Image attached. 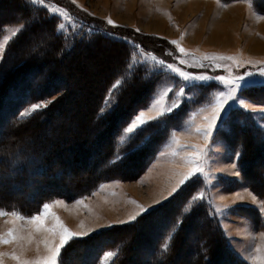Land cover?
<instances>
[{
    "label": "rangeland",
    "instance_id": "1",
    "mask_svg": "<svg viewBox=\"0 0 264 264\" xmlns=\"http://www.w3.org/2000/svg\"><path fill=\"white\" fill-rule=\"evenodd\" d=\"M2 1H0V20H5L6 25L3 29V35L0 37V42L3 41L5 36L9 35V28L24 25L23 22L19 24H15L14 21L11 22L13 20L12 16L17 14L16 10L20 9V5L23 2L30 3L35 7L37 6L39 10L53 15L51 20L53 24L57 26L56 29L58 32H60L58 30L60 23L66 25L63 32L60 33L70 35V39L67 41V47L70 46V40L74 41L72 38L76 37L81 39L80 37L82 35L85 36L86 33L88 34L90 32H94V34L98 32L96 35H102L104 39L102 37L97 38V41L93 39L90 43L88 42L89 44L86 47L82 46L83 48L81 49H75V53L64 56L63 58L59 55L61 49L63 50L59 41V45L54 53L51 52V42H54V38H52L50 33V22L43 23L37 21L31 31H26L22 34L23 36L21 35L22 38L17 41L18 43L13 45L10 54L7 55L6 51L8 43L4 46L2 58H0V91L2 89L0 92V100L9 89H12L11 86L15 83L21 84L23 80L26 79V77L22 75L26 68L37 67V69H39L37 75L39 76L33 82V86H37L34 88L39 90L43 89L41 92H37V95L42 96L23 105L21 107L22 109L17 114V118H26L21 117V113L36 103L47 104V106L44 107L47 109L45 112L37 115L36 118H33L24 125L22 124V126H26L25 128L21 126V128L18 126V128L13 129H10L9 126H7L8 128L6 127V130H10L5 136L7 138L11 136L15 138V143L17 142L18 145L16 150L11 153L12 155L10 154L12 157L10 158L12 165L8 166L9 170L0 175L1 193H3V188H1L2 183L4 185L3 180L5 177L17 171L16 164L21 161L27 162L28 159L31 160L30 158H32V160H41V162L45 164L44 161L46 160H43V155L46 154L49 149H54L55 153L61 152L57 162H60L59 160L62 158L64 164L67 165V167L65 166L66 169L62 162L59 164L60 166L58 165L60 168H57L58 170L56 169L55 171H58L59 174H64L66 176L71 175V178L82 175L86 176L87 180L76 182L77 185L72 187L74 188L72 190L74 194L78 190L82 191L83 184L90 180L95 172L91 170V168H89V170L87 168L79 170L75 166L85 162L84 165H86L87 163L89 164V161L93 158H95V160L97 159V155L94 156V152L101 153L99 150L108 143L105 138L108 137V140L110 136L108 131L111 130V122L106 123L104 119L107 117L112 120L113 112H111V114L108 113L118 107H124V105L117 103L118 95L120 94V89H117L116 92L113 93L116 104H114L111 109L105 108L104 111L101 112V108L110 87L113 85V82L119 78H116V74L112 73L115 69L124 65V62L119 60V56H117V58L114 56L115 58H113L111 55V52H118L119 49L115 48L116 46H111L108 44L107 40H105L107 37L113 36L109 35L110 32L107 30L116 31L118 27L120 29L124 27L127 31H136V29H139L138 32L145 34V36L155 35L165 38L174 46V48H172L169 42H159L157 44L161 53H159L161 55L159 56L151 52L149 47L144 48L137 43L130 42L132 45L130 48L131 53L136 52L137 56L140 58V65L138 67L144 65L145 68L148 69L145 77L139 80V87L135 89L136 96L143 90L151 89L148 96L146 95L143 97L145 99V105L139 110L148 109L157 85L162 83L168 84L169 86H174V82L184 85L186 88L185 96L180 99L179 107L168 114L166 124H161L159 127H151V125H149L148 127L150 130L141 136L140 140L136 143L139 149L137 151V153H139L136 155L138 160H134L136 163L133 164L134 167L137 166L135 169H139V171H136V175H129L126 173L128 169L122 167L126 161L124 163L121 162V158L119 163L115 164L114 167L113 165L108 166V168H113L109 169L107 174L100 178L90 180L97 183L99 179L101 180L104 177L107 178L105 182H98V184L93 187L94 189L92 192H87L83 196L76 198L73 196L69 198L58 196L55 200L63 201L66 206H54L52 211L55 212L72 231L88 233L79 238H87L102 229L106 230V228L113 227L110 231L112 233L110 237H112L114 241L111 243H103V245H109L110 248L114 249L106 250L101 256L98 264H110L113 257L107 262L104 261V257L108 252L116 253V251H123L124 254L120 255L115 264H133L131 262L133 257L135 259L141 257L143 264H161V262L163 264H189L191 260H189L188 254L190 257H193L195 256V251L191 250L187 252L186 248H182V245H186L184 241L181 242L182 244L177 251L178 255L179 251H182V255L179 257L180 259L174 257L173 260L170 261V257H172L171 253L162 258L161 255L164 253L157 254V250L159 251L160 247L164 246L163 248H165V245L172 243L170 239L175 230L178 229L176 226H179L181 222L190 215H197V219L194 221L196 227H193L188 235V242H193V237L199 227L206 228V232H216L217 236L225 240L220 232L214 231V227L211 226L210 222L205 221L208 210L219 218L222 229L229 240L228 243L237 255L239 254L232 245V241L222 224L221 218L224 217V219H229L232 217L233 221H228L229 223L232 222L231 228L238 232H240L239 230L248 232L246 228L248 226H245V224L243 225V223L239 224L241 222H238L239 216L244 217L247 219L246 221H250L253 226V229H251L253 232L251 234V236L253 235V239H255V236H259L263 237V239H255L256 241L259 242L260 240H264V229H262L264 226H261V222L258 219L259 217L253 219L248 212L242 211L243 207L246 206L242 203L253 202L252 196H250L249 193H252L257 198L262 197L258 196L247 186L239 171V167L236 165L239 160V156L236 154L240 153L241 147L235 150L229 145L228 141L232 140L230 138L231 132H233L234 129L236 130L238 127L237 124L243 123V121L244 123L249 122L250 118H252L259 127L264 129V119L261 118V113L258 111L244 110L241 107L233 105L229 115L224 118L226 122L223 125L218 123L217 130L213 131L209 139H205L203 131L198 132L197 129H204L206 127L207 121L204 117L210 115V113H201L200 109L206 108L210 103L214 102L216 93L220 90L226 92L228 86L216 79L185 82L182 77L152 62L150 56L147 58L148 63L146 65L144 64L145 57H140V51L143 50L144 53L154 55L158 59L164 60L166 63L174 64L182 71L191 73L194 76H223L228 79L235 75H246V73L252 72L254 73V77H250L249 79L254 78L256 80H261L262 78L256 74L261 67H264V64L252 58L251 55L262 52L259 41L264 42V34L258 30L260 24L253 21V19H256L254 16L255 13L252 11L254 10L252 9L253 7L250 8L244 2H242L243 5H236L233 4V1L229 3L218 0H79L86 8L83 7V5L73 3V0H45V4L43 5L36 3L35 0ZM215 2H217L219 6H217ZM69 3L73 4V6ZM258 4L264 6V0H258ZM48 5H54L58 8L65 9L69 13L71 19L63 18L59 13H52ZM17 6H19V8H17ZM21 9L20 11L23 10ZM23 12L25 11L23 10L21 13ZM235 15H238L236 22L231 21ZM91 18L97 20L92 19L95 22H87V20ZM109 18L115 22L116 26L107 23ZM160 21L161 23H159ZM0 24H2V22H0ZM160 24L164 26V28H162ZM26 37L29 38L26 39ZM170 37L173 41L179 42V47H183L190 54L185 56L180 53L177 49V45L172 43ZM12 39L13 37L10 40ZM150 41L153 42V39ZM133 45L138 46V48H134ZM15 47L16 50H14ZM44 51L51 54L50 56L47 55V58H49L48 60L40 58ZM29 54H37L40 57L31 59L32 61L27 60L29 62L26 63L25 58ZM17 55H21L24 59L15 63L12 56L16 57ZM130 55L132 56V54ZM205 56H230L235 57V60L204 59ZM181 60H185L186 63L181 64ZM249 60H251L253 64H247L246 62ZM237 61L241 62L240 67L236 66ZM22 62H25L27 66L19 69L18 64ZM201 64L203 65L202 67L200 66ZM46 66L47 69H45ZM16 69L19 70L15 71ZM99 69L100 71L98 72ZM162 72L164 75L161 74ZM167 76L174 77V82L168 80L166 78ZM192 83L197 86L194 88L191 87ZM260 84L264 83H257V85ZM100 87L105 88V91L103 90L98 93ZM253 93L251 89L248 91V100L246 102L257 109L264 106V98L255 99V97L253 98ZM99 99L100 101L97 103ZM171 99V95L166 97V104L170 102ZM119 101L121 103L123 100L119 98ZM125 106L127 107V105ZM63 107L67 109L69 107V109L67 110L64 108V110H66L64 111ZM175 114H177L176 117ZM149 115H155V113L150 112ZM47 116H49L48 123L42 125L39 122V118H45ZM94 123L101 124V128L94 125ZM153 123H155V121H153ZM91 124L93 128H95L93 131L91 128L92 126L90 127ZM104 125L106 126L103 127ZM19 128L20 130H18ZM123 129L118 135V142L120 141ZM67 137H70L69 140H73L69 146ZM72 137L74 139H72ZM94 137H96V139H94ZM98 137L102 142L98 141ZM145 137H147V139H145ZM91 139L93 143L90 142ZM134 142L135 141H129L127 143L134 144ZM78 146L81 148H78ZM191 146H199L204 149V155L198 162L189 164L187 162L188 158L196 152V148ZM5 147L7 151V146ZM122 147L123 145H119L117 152L120 154V157H122L121 153L124 151L120 150ZM148 148L151 150L148 151ZM255 149L260 152V155L254 160L253 165L264 162L263 146H256ZM110 150L107 155L109 159L112 154V150L111 152ZM144 154H148L150 157L145 159L146 165L144 169H142V162L140 163V161L144 157ZM56 163H53V167L57 165ZM233 163L236 165L235 168L232 167ZM197 164L203 168V172H199L195 176L189 178L180 186L176 193L170 196L169 193L173 186L176 185L177 181L181 179V175L196 168ZM102 167H105V163ZM67 168L71 171L68 175L67 172H65ZM55 171L51 174H55ZM235 171L239 172V175L231 176ZM189 184H191L190 187H188ZM85 188L86 186H84V189ZM183 189L186 190L184 194H182L181 191ZM13 190H15V188H13ZM200 193H203V197L193 200V197L199 196ZM237 193H239V196H237ZM221 197H223V199H221ZM81 200L84 201V204L77 203ZM132 201H136L137 203H132ZM52 202L53 201H50L49 203ZM201 202H205L203 211H191V208L194 206L193 203L197 206ZM232 203L239 204L237 206H232ZM137 204L145 206L148 211L143 212L137 216L135 220L130 221V217L139 211ZM189 205V210L184 212L183 209ZM161 206L164 207L161 209ZM159 209L162 210L161 213L158 211ZM152 210H156V212L154 213L153 211L152 214L143 218L141 217L143 214L149 211L151 212ZM41 211L42 208L33 215ZM176 211L177 216H175ZM153 214L157 215L152 218ZM76 216L78 217L76 218ZM161 216L163 217L160 218ZM11 219L12 218L9 216H0V235L7 233L14 227L19 229V234L23 236H27L29 232H34V228L30 225H26L24 221L17 220L13 224L9 222ZM121 221L130 222L121 223ZM143 221L146 222L144 223ZM246 221L244 223H246ZM48 223L49 225L54 224L51 217L48 218ZM81 224H83V227H81ZM164 225L165 227L162 230L161 227L163 228ZM138 227H140V230ZM165 229H167L165 237L158 242L160 230L164 231ZM181 234L182 231H179L174 241L173 248H176L177 241L180 240ZM243 235L247 236L246 233H243ZM136 237V242H141L140 244L134 242L133 239ZM247 238L249 237L247 236ZM42 239L43 234L37 233L35 235V241L31 244L25 243L23 249L17 242L10 244L0 243V253L5 254L0 256V264H20L19 261L12 258V253L20 255L22 259L26 260H35L47 255V251L42 243L39 244V251H37L36 241ZM215 239L216 238L213 240ZM217 241L214 244L218 245ZM79 243L80 242L77 241L75 246H69V248H67V250H69L68 253L71 252L72 247V249L78 247ZM196 243L199 242L196 241ZM154 244L155 247L151 248ZM78 249L81 248L78 247ZM62 251L59 257L61 264ZM185 251L186 254L188 253L187 255H185ZM213 254L216 259L211 264L228 263L227 253L224 248L221 249V247H217ZM73 258L72 261L66 258L68 264H72L75 261L76 263H80L83 259L81 256H74ZM248 263L250 264V262ZM198 264L201 263L198 262ZM202 264H207V262L203 261Z\"/></svg>",
    "mask_w": 264,
    "mask_h": 264
},
{
    "label": "trees",
    "instance_id": "2",
    "mask_svg": "<svg viewBox=\"0 0 264 264\" xmlns=\"http://www.w3.org/2000/svg\"><path fill=\"white\" fill-rule=\"evenodd\" d=\"M221 1L231 2V1H237V0H221ZM244 1L250 2L251 6L256 12L264 15V6L259 5L258 0H244ZM71 5L73 6V4ZM17 8H19V6H17ZM21 8L26 13L25 12L21 13L23 11ZM20 9L22 11H20ZM20 9L16 10L17 14L12 16L13 20L11 22L14 21L15 24L16 23L19 24L23 22L24 30L20 32L18 35H16L15 37H13V39L8 42V45L6 47L7 55L11 53L13 45H15V43H18L17 41L22 38L21 35L25 33L26 31H31L32 27L37 23V21H41L43 23L50 22L51 24L50 33H51L52 38H54V42L56 41L55 45L51 42V45H52L51 52L54 53V51L56 50L60 42L64 51L61 49V53L59 55L63 58L64 56L75 53V49L76 50L81 49L83 48L82 46L86 47L93 39L97 41V38L102 37V35H96L98 34V32H96L95 34L94 32L92 33L90 32L88 34L86 33L85 36L82 35L80 37L81 39L76 38V37L74 38L71 37L72 40L74 39V41L70 40L69 41L70 46L67 47V41L70 39V35H66L65 33H60L57 31L56 29L57 26H55L51 20V18H53V15H49L39 10L37 6L35 7L34 5L30 3L28 4L26 2H23L20 5ZM92 19L97 20V19L91 18L90 20L88 19L87 22L93 21ZM0 22H2V24H0V37H1L3 35V32H4L3 29L6 25L5 24L6 22L3 19L0 20ZM122 29L118 27L116 31L107 30L113 36H109L105 39L107 40L108 44H110L111 46H116L115 48L119 46L117 48L120 51V52L118 51L119 57H120L119 60H121V62H124V65L122 67L115 69L116 78L117 77L123 78L127 70L128 62L131 57L130 54H132L130 50V48L132 47L130 43L131 41L141 45L144 48L149 47L151 52H154L155 54L159 56H161L160 55L161 53H160V49H158L157 44L159 42L160 43L169 42L167 39L159 37V36H155V35L145 36V34L138 32V31H127L124 29V27ZM28 38L29 37H26V39ZM152 39H153V42L150 41ZM169 44L170 46H172V48H174V46L170 42ZM14 50H16V47ZM112 53H116V51L115 52L113 51ZM47 55L50 56L51 54H48L47 51H44L41 57L38 56L37 54H29L27 55V57H30V59L31 58L37 59L38 57H40L41 59L48 60L49 58H47ZM111 55L114 56L113 54ZM12 57L15 63L24 59V58L23 59L20 58L21 55H17L16 57L12 56ZM27 60H29V58H26L25 62H29ZM25 62L18 64L19 69L27 66ZM19 69H16L15 71H18ZM45 69H47V66ZM38 71L39 69H37V67L36 68H32V67L26 68L24 70V73L22 74L23 76L26 77V79H24L21 84L15 83L13 86H11L12 89H9L8 92L0 100V175L4 174L7 170H9L8 166L12 165L11 160H10V158H12L11 153L16 150L17 145H18V143L14 142L16 139L12 138V136L7 138L5 136L6 133L10 129L18 128V126L20 127L22 126V124H25L31 121L33 118H36L37 115L45 112V110L47 109V108H43L41 110H37L31 117H26V118H21V119L17 118L18 117L17 114L22 109L21 107L23 105L30 103L36 98L42 96V95H37V92H41L43 89L39 90L37 88H34L37 86H33V82L39 76L37 75ZM145 74H146L145 66L142 65L138 67V69L135 72V75L132 76L131 83L128 84L126 87L125 85H121V87L119 88L120 94L118 95L117 103L124 105V107L123 108L118 107L108 113V114H111V112H113L112 120L108 119L107 117L104 119L106 120V123L111 122L110 124L111 130L108 131L110 133L109 134L110 136H109L107 145L102 147L103 150L102 149L99 150L101 151V153L94 152V156L97 155V159L96 160L95 158H93L92 160L90 159L91 160L89 161L90 165L88 163L84 165L86 163L85 162V163H82L81 165L78 164L77 166H75L79 170L80 169L83 170L86 168L89 170V168H91V170H93L95 174L90 178V180L94 178H100L101 176H104L105 174H107L109 172V169H112L115 164H118L121 158H122L121 162L124 163L126 161L122 167H126L125 169H128L129 172L132 171L133 175L134 174L136 175V171H139V169H135L137 166L134 167L133 164L136 163V161L134 160H138L136 158V155L139 153V152L137 153L139 149L137 148L136 143L140 140V137L135 140L134 144H130V143L123 144V147L120 150H124V151L121 153L122 157H120V159H116L115 155L118 152V148H119L118 140H117L119 133L121 132L123 127L128 123L129 119L133 117V115H135V113L142 106L145 105V99L143 97H145L146 95L148 96V93L151 90L150 88L145 91L143 90L141 91L140 94H138V96H136L135 89L139 87L140 85L139 80H141V78H144ZM104 89L105 88L100 87L98 93H100ZM251 90L254 92L253 98L254 97L255 99L264 98V84L253 85ZM119 98L123 100L121 101V103L119 101ZM99 101L100 99L98 100L97 103H99ZM125 105H127V107ZM176 115L177 114H175V117ZM46 120H49V116L45 118L43 117L39 118V122L42 125L46 124L45 123ZM94 124H96V126L101 128V124L99 123H94ZM237 125L238 127L236 128V130L234 129L233 132H231L230 138L232 140H228L229 145L235 150L241 147L238 164L236 165L239 167V171L242 174L247 186H249L250 189L254 193H256L258 196L264 197V162H263V165H260V164L253 165L254 160L257 158V156L260 155V152H258L257 149H255V147L263 146L262 150H264V129L259 127L252 118H250L249 122L244 123L243 121V123H239ZM7 126H9L10 129L6 130L8 128ZM105 126L106 125H104L103 127ZM90 142L93 143V141H90ZM5 146H7V151L5 150L6 148ZM110 146H111L112 154L110 155L111 157L109 159L107 158V155L109 153ZM147 150L150 151L151 149L148 148ZM56 154H57L56 156L55 155L47 156V153L44 154L43 160H46L44 161L45 164L41 162V160H32V158H30L31 160L28 159L27 162L21 161L20 163L16 164L17 171L13 172L14 174H11L5 177V179L3 180L4 185L2 183V186H1V188H3V193H1L0 191V209L5 210V211H18L22 215L31 216L34 213H36L38 210H40L43 204L49 203L50 201L54 202V200L57 199L58 196H62L65 198L67 197L69 198L72 196L74 198L83 196L87 192H92L94 189L93 187L96 186L98 182L106 181L105 179L107 178L105 177L101 180L99 179L97 183L88 180L85 182V184H83L84 186H86L85 189L83 186L82 191L78 190L75 194L72 193V190L74 189L72 187L74 185L75 186L77 185L76 182H81L80 180H74L78 178L79 176L75 175L77 177L71 178V175H68L71 172L70 170H68V168H67V171H65L67 172L68 176L64 174L63 175L59 174L58 171H55L57 168H60L58 167V165L61 164V162L63 163L65 169L67 167V165L64 164V160H62V158L59 160L60 162H57L58 156L61 155V152L60 153L58 152ZM148 157H150V155L144 154V157L140 161V163L142 162V167H141L142 169H144L146 165L145 159ZM54 162L55 163L57 162L56 163L57 165L55 167H53ZM104 163H105V167L107 168L102 167ZM110 165H113V167L108 168V166ZM49 167H50V170H46ZM14 170H15V164H14ZM54 171H55V174H51ZM82 176H85V175H82ZM71 179L73 181V184H70ZM85 180H87V178ZM59 181H62V182H59ZM190 186L191 184H189L188 187ZM13 188H15V190H13ZM193 189H194V186H193ZM183 190H181L182 194L186 193L185 192L186 190L184 191ZM204 203L205 202H201L197 206L195 205V203H193L194 206L191 208V211H203ZM163 207L164 206H161L160 208L162 209ZM161 209L158 210L160 213L162 212ZM153 211L154 213L156 212V210H152L151 212L149 211L143 214V216L141 217L142 218L146 217L152 214ZM242 211L248 212L250 214V217L253 219H255L256 217H259L258 219L260 220L261 218L258 210L255 208L245 206L243 207ZM175 213H176L175 216H177V211ZM155 215L157 214H153L152 218H154ZM162 217L163 216H161L160 218ZM196 219H197V215H194V216L190 215L187 218H185L179 226H176V228L178 227V229L175 230V232L173 233V236L170 239L172 240V243L170 244L168 243L169 245L167 244L168 246L165 248H163L164 246L160 247V250L159 251L157 250V254L164 253L161 255V257L163 258L171 253L172 257H170V261H172L174 257L177 259L181 257L182 255L181 253L182 251H179V255L177 251L179 250L180 245L182 244L181 242L184 241V244L186 245H182V248H186L187 252L191 250L195 251V256L193 257H190L189 254L187 253L189 260H191V263L189 264H198V262L202 264L203 261L204 262L206 261L207 264L213 263L216 259L213 252L217 247H221V249L224 248V250L226 251L227 257H228L227 264H249L246 260L241 258L239 255H237L232 250V248L230 247L228 243L229 240L227 239V236L225 235V232L222 229L219 218L216 217L209 210H208V215L205 217V221L210 222L211 226L214 227V231L220 232V234L225 238V240H222L220 236H217L216 232H211V231L206 232V228L199 227L197 228V232H195V235L193 237V242H190V241L188 242L187 239L189 238L188 235L190 231L192 230L193 227H196V225L194 224V221ZM143 222L145 223L146 221H143ZM164 227L165 225L163 226V228L161 227V229L163 230ZM112 229L113 227H109V228H106V230L102 229L101 231L96 232L93 235L88 236L87 238L83 237V238H76L72 240L62 251V264H68L67 260L72 261V259H74L73 258L74 256L75 257L81 256L83 259L81 260L80 263L78 262L76 263L75 261L72 264H98L101 256L106 250L114 249V248H110L109 245H103V243H111L114 241V239L110 237V235L112 234L110 231ZM138 229L140 230V227H138ZM162 230H160L158 234L159 236L158 242H160L165 237V232L167 229H165L164 231ZM179 231L180 232L182 231L180 240L177 241L176 248H173L174 241ZM137 237L133 240L136 244H140L141 242H138V243L136 242ZM214 238H216L215 239L216 241L218 240L217 241L218 245L214 244L216 243V241L213 240ZM77 241L80 242L78 247H80L81 249H78V247L76 248L74 247V249H72L73 248L72 247L71 252L68 253L69 250H67V248H69V246H75V243H77ZM196 241L199 243H196ZM154 247H155V244L151 246V248H154ZM115 254L116 255L113 257V260L111 261L110 264H115L117 259H119L120 255L124 253L123 251H116ZM187 254L185 251V255ZM131 262L133 264H143L141 257H138L136 259L133 257ZM155 264H159V263H155ZM161 264L163 263L161 262Z\"/></svg>",
    "mask_w": 264,
    "mask_h": 264
},
{
    "label": "snow or ice",
    "instance_id": "3",
    "mask_svg": "<svg viewBox=\"0 0 264 264\" xmlns=\"http://www.w3.org/2000/svg\"><path fill=\"white\" fill-rule=\"evenodd\" d=\"M36 3L39 4H45V0H35ZM73 3H75V0H73ZM50 7L52 13L56 14L59 13L63 18L71 19L69 13L63 9L58 8L54 5H48ZM108 24H111L113 26L115 25V22L112 21L110 18L107 20ZM66 25L64 23H60L58 26V30L60 32H63ZM24 30V26L20 27H13L9 28L8 32L9 35L5 36L3 41L0 42V58H2V52L4 46L9 42V40L18 35L20 32ZM136 31H139V29H136ZM109 35H112L109 33ZM174 45H177V49L180 53L183 55H189L183 47H179V42L172 41ZM134 48H138V46L133 45ZM150 56V59L155 64L161 66L162 68H166L169 70V72L174 73L178 75L179 77H182L185 82H193V81H209L212 79H216L218 81L223 82V84L227 85V91L220 90L215 95L214 102L210 103L206 108H201L200 112H209L210 115L205 116V120L207 121V125L204 129H197V131H203L205 139H209L213 133L214 130H217L218 123L220 125H223L225 121V117L229 115L231 109L233 108V105H236L238 107H241L244 110H250V111H258L261 113V118L264 119V106L260 108H253L250 103H247L248 100V91L252 88L254 84L257 83H264V67H261L259 72L256 74L259 77H261V80L256 79H249L250 77H254V73L248 72L246 75H235L231 78L226 79L223 76H217V77H210L207 75H197L194 76L191 73L184 72L180 68L176 67L174 64L166 63L162 59H158L154 55L146 54L143 52V50L140 51V57H145L144 64L146 65L148 63V57ZM204 59H220V60H235V57H225V56H219V57H208L205 56ZM181 64L186 63L185 60L180 61ZM247 64H253L251 60L246 62ZM261 64H264V62H260ZM140 65V58L137 56L136 52L132 53V56L130 57V60L128 62L127 70L123 76V78H118L113 82V85L110 87L107 96L105 97V101L103 103V106L101 108V112L104 111L105 108L111 109L114 104H116V99L113 96V93L116 92L117 89L121 87V85H125V87L131 83L132 76L135 75L136 70L138 69V66ZM203 66L202 64L200 65ZM236 66L240 67L241 62L237 61ZM145 71H147V68H145ZM164 75V73H161ZM168 80H172L174 82V77L167 76ZM197 85L192 83L191 87H196ZM186 88L184 85L175 83L174 86H169L168 84H159L157 85L156 90L154 91L153 98L150 101V105L147 110H138V112L129 120L127 126L123 129V133L121 135L120 141L118 142V145L126 144L129 141H135L145 133H147L149 129V125L151 127H159L161 124L167 123V116L169 113H172L176 108L179 107V101L182 97L185 96ZM171 95L172 99L170 102L166 104V97ZM47 104L44 103H36L33 104L29 109L25 110L23 113H21V117H29L33 112L46 107ZM150 112H154L155 115H149ZM155 121V123H153ZM147 139V137H145ZM196 148V152L194 155L188 158L187 162L189 164H192L193 162H198L204 155V149L200 148L199 146H191ZM237 156L240 155V153L236 154ZM116 159H120L119 153L116 155ZM232 167L235 168L236 165L232 164ZM203 172V168L200 167L197 164V167L193 170L184 173L181 175V179L177 181L176 185L173 186L171 192L169 195H173L176 193L180 186L183 185L189 178L192 176H195L197 173ZM236 175H239V173H235ZM250 196H252L253 201L257 200V197L253 195L252 193H249ZM237 196H239V193H237ZM203 197V193H200L199 196L193 197V200L200 199ZM223 199V197H221ZM242 199V198H241ZM78 204H84V201H78ZM132 203H137L136 201H132ZM260 209L264 210V201H258ZM64 205L63 201H54L52 203H45L42 205V211L39 212L36 215H32L30 217H26L19 213L18 211H2L0 210V216H9L11 217V223H15V221H24L26 225H30L34 228V232H29L27 236H23L19 234V229L12 228L7 233L0 235V243L3 244H10L13 242H17L19 246L23 249L25 246V243L31 244L35 241V235L37 233L43 234V239L40 241H36L37 243V251H39V244L42 243L47 251V255L40 257L35 260H26L22 259L20 255H17L15 253H12V258L14 260H17L20 262V264H61L59 261L60 253L62 249H64L72 240L79 238L81 236L87 235V232L80 233V232H74L71 229L67 227V225L63 222V220L52 211V208L54 206ZM66 206V205H64ZM86 206V205H85ZM137 207L139 211L130 217L131 220H135L137 216L142 214L143 212L148 211V209L140 204H137ZM190 208V205L188 207H185L183 209L184 212H187ZM51 217L52 221H54V224L49 225L48 218ZM130 221H121V223H128ZM81 227H83V224H81ZM167 247V245H165ZM5 254L0 253V256H3ZM116 254L113 252H108L106 256L104 257V261L107 262L110 258L114 257ZM252 259L254 260L255 264H264V257H261L259 261H256V258L253 256Z\"/></svg>",
    "mask_w": 264,
    "mask_h": 264
},
{
    "label": "crops",
    "instance_id": "4",
    "mask_svg": "<svg viewBox=\"0 0 264 264\" xmlns=\"http://www.w3.org/2000/svg\"><path fill=\"white\" fill-rule=\"evenodd\" d=\"M106 1H109V0H106ZM218 1H221V0H218ZM242 2L247 4L250 8H252L251 3L248 2V1L237 0V1H233V4H236V5L237 4H242L243 5ZM75 3H77L79 5H83L79 0H75ZM229 3H231V2H229ZM215 4L217 6H219V4L217 2H215ZM83 7H85V6L83 5ZM252 11H253V13H255L254 16L256 17V19H253V21H255L257 24H260V28L258 30L261 31V33L264 34V29H263L264 15L263 14H259V13H257L254 10H252ZM237 18H238V16H237ZM170 39H172V38L170 37ZM172 41H173V39H172ZM251 57L256 59V60H258V61H260V62H264V49H262V52H259L258 54L251 55ZM235 173H237V171H235ZM235 173H233L232 175L230 174V175L231 176L236 175ZM258 201H264V197L257 198L256 201H253L251 203H246L245 202V203H242V204L257 209L259 214H260V216H261V218H260L261 226H264V210L260 209ZM232 204H233L232 206H237L239 203H232ZM221 220L223 222L222 223L223 226L225 227V229H226V231H227V233H228V235H229V237H230V239L232 241V245L235 247L236 252L239 254V256L241 258H243L244 260L250 262V264H255L254 260L252 259L253 256L256 258V261H259L261 257H264V240H262V241L260 240L259 242L255 240V239L259 240V238L263 239V237L255 236L254 237L255 239H253V235L251 236V234L253 233L252 230H251V229H253V226L251 225L250 221L247 222L246 221L247 219H245L244 217L239 216V218H238L239 221L238 222H241L239 224L243 223V225L245 224V226H248V227H246L248 232H243L242 230H239L240 232H238L237 230H234L233 228H231V223L232 222H230V223L228 222V221H233L232 217L229 218V219H224V217H223V218H221ZM244 220L246 221V223H244L245 222ZM262 229H264V228H262ZM243 233H246L249 238H247V236H244ZM263 235H264V233H263ZM251 238H252V240H251Z\"/></svg>",
    "mask_w": 264,
    "mask_h": 264
},
{
    "label": "bare ground",
    "instance_id": "5",
    "mask_svg": "<svg viewBox=\"0 0 264 264\" xmlns=\"http://www.w3.org/2000/svg\"><path fill=\"white\" fill-rule=\"evenodd\" d=\"M233 13H234V12H233ZM237 16H238V15L233 16V19H231V21L236 22ZM158 19H160V18H158ZM161 20H162V19H161ZM159 23H161V21H160ZM163 24H164V23H163ZM160 26H161V24H160ZM161 27L164 28V26H161ZM161 27H160V28H161ZM219 38H220V37H219ZM55 42H56V41H55ZM257 43H258V42H257ZM53 44H54V42H53ZM259 44H260L259 46H260L262 49H264V42L259 41ZM54 45H55V44H54ZM56 46H57V45H56ZM117 48H118V47H117ZM22 50H23V49H22ZM22 50H20V51H22ZM106 50H107V49H106ZM101 52H102V51H101ZM119 52H120V51H119ZM119 52H116V53H112V52H111V54H113V55L116 57L117 55L119 56ZM107 54H108V53H107ZM23 56H24V55H23ZM114 56H113V58H115ZM21 58L23 59L24 57H21ZM26 58H29V60L32 61V60H31L32 58H31V59H30V57H26ZM26 58H25V60H26ZM90 59H91V58H90ZM96 59H97V58H96ZM99 59H100V58H99ZM119 59H120V58H119ZM92 60H93V59H92ZM114 60H115V59H114ZM114 60H113V61H114ZM17 61H18V59H17ZM116 61H117V60H116ZM118 61H119V60H118ZM120 61H121V60H120ZM18 62H19V61H18ZM34 62H35V61H34ZM26 63H27V62H26ZM101 63H102V62H101ZM28 64H29V63H28ZM58 64H59V63H58ZM58 64H57V66H58ZM51 65H52V64H51ZM51 65H50V66H51ZM92 65H93V63H92ZM106 65H107V64H106ZM31 66H32V65H31ZM97 66H98V65H97ZM100 66H101V65H100ZM44 67H45V66H44ZM52 67H53V65H52ZM100 68H101V67H100ZM102 68H103V67H102ZM96 69H97V68H96ZM99 71H100V69L98 70V72H99ZM94 73H95V72H94ZM101 73H102V72H101ZM69 74H70V73H69ZM87 74H88V73H87ZM96 74H97V73H96ZM112 74H115V71H113ZM72 75H73V74H72ZM74 75H75V74H74ZM78 75H81V74H78ZM83 75H84V74H83ZM109 77H110V76H109ZM114 77H115V76H114ZM114 77H113V78H114ZM69 78H70V77H69ZM80 78H81V77H80ZM39 82H40V81H39ZM68 82H69V81H68ZM39 84H40V83H39ZM98 84H99V82H98ZM67 85H68V83H67ZM94 85H95V84H94ZM96 85H97V84H96ZM99 85H100V84H99ZM1 86H2V85H1ZM4 86H5V85H4ZM64 86H65V85H64ZM69 86H70V84H69ZM66 87H67V86H66ZM1 88H2V87H1ZM4 88H5V87H4ZM43 88H44V87H43ZM63 88H64V87H63ZM70 88H71V87H70ZM92 88H93V87H92ZM5 89H6V88H5ZM72 89H73V88H72ZM95 90H96V89H95ZM1 91H2V89H1ZM1 91H0V92H1ZM93 91H94V90H93ZM81 95H82V94H81ZM74 98H75V97H74ZM76 99H77V98H76ZM79 99H80V97H79ZM79 99H77V100H79ZM69 100H70V98H69ZM77 102H78V101H77ZM77 102H76V103H77ZM64 108L67 109L66 107H63V110H64ZM70 108H71V107H70ZM78 108H79V107H78ZM68 109H69V107H68ZM68 109H67V110H68ZM73 109H74V108H73ZM76 109H77V108H76ZM76 109H75V110H76ZM63 110H62V111H63ZM91 110H92V109H91ZM60 111H61V109H60ZM64 111H66V110H64ZM77 111H79V110H77ZM56 114H57V113H56ZM65 114H66V113H65ZM58 115H59V114H58ZM53 116H54V115H53ZM57 117H58V116H57ZM45 123H48V120H46ZM88 124H89V123H88ZM23 125H24V124H23ZM94 125H96V124H94ZM59 126H60V125H59ZM91 126H92V124L90 125V127H91ZM21 127L25 128L26 126H25V127H24V126H21ZM21 127H20V128H21ZM20 128H19L18 130H20ZM83 128H84V127H83ZM83 128H82V130H83ZM85 128H87V127H85ZM91 128H92V131H93V129H95V128H93V126H92ZM88 130H89V129H88ZM16 131H17V130H16ZM74 131H75V130H74ZM86 131H87V130H86ZM71 132H73V131H71ZM77 132H78V131H77ZM79 132H80V130H79ZM79 132H78V133H79ZM88 132H89V131H88ZM75 133H76V132H75ZM84 133H85V132H84ZM84 133H83V134H84ZM89 133H90V132H89ZM79 134H80V133H79ZM81 134H82V132H81ZM86 134H87V132H86ZM78 136H79V135H78ZM80 136H82V135H80ZM90 136H91V135H90ZM64 137H65V136H64ZM82 137H83V136H82ZM86 137H87V136H86ZM86 137H85V138H86ZM67 138H68V137H67ZM67 138H66V139H67ZM69 138H70V137H69ZM69 138H68L67 140H69ZM107 138H108V137H107ZM107 138H105L106 141H108ZM72 139H74V138L72 137ZM94 139H96V137H94ZM98 139H99V137H98ZM101 139H103V138H101ZM103 140H104V139H103ZM105 140H104V141H105ZM65 141H66V140H65ZM91 141H93V140L91 139ZM98 141H100V139H99ZM98 141H97V142H98ZM12 142H13V141H12ZM14 142H15V141H14ZM71 142H73V140H71V139L67 142V143H68V146L71 144ZM100 142H102V140H101ZM16 143H17V142H16ZM80 143H81V142H80ZM94 143H95V142H94ZM82 144H83V143H82ZM12 145H13V143H12ZM78 145H79V144H78ZM80 146H81V145H80ZM81 147H82V146H81ZM81 147L78 146V148H81ZM252 148H253V146H252ZM74 149H75V148H74ZM76 149H77V148H76ZM52 155H56L55 150H54V149H52V150L49 149L48 152H47V156H52ZM253 158H254V156H253ZM257 160H258V159H257ZM260 165H263V163L261 162ZM125 168H126V167H125ZM46 170H50V167L47 168ZM125 171H126V170H125ZM126 173H128L129 175H133V172H132V171L129 172V170H128ZM85 179H86L85 176H79L78 178H76V179H74V180L84 181ZM70 184H73L72 179H71ZM77 217H78V216H76V218H77ZM175 264H177V263H175ZM178 264H179V263H178Z\"/></svg>",
    "mask_w": 264,
    "mask_h": 264
}]
</instances>
